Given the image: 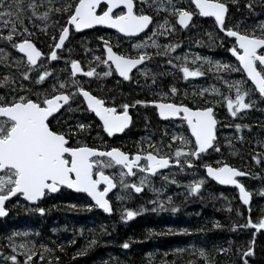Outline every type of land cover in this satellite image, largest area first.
I'll list each match as a JSON object with an SVG mask.
<instances>
[{
	"label": "snow or ice",
	"instance_id": "1",
	"mask_svg": "<svg viewBox=\"0 0 264 264\" xmlns=\"http://www.w3.org/2000/svg\"><path fill=\"white\" fill-rule=\"evenodd\" d=\"M254 2L255 0H248L245 7L252 8ZM227 3L228 0H186V2L139 0V4L134 0H60L59 4H54V0H39V2L38 0H0V41L6 42L22 54L20 57H12V66L17 67L22 81H28L32 85L29 87L25 83H17L16 76L11 74L0 78V88L5 89L0 92V217H4L8 212L5 202L9 198L22 197L29 204H36L46 195L57 193L62 188L86 193L94 202L79 206L71 204L70 208L91 210L96 207L104 213H112L113 208L106 194L110 189L117 187V183L121 189H131L135 193H140L142 186L149 183L148 176L140 175L141 173L160 175L159 170L173 165L181 172L185 171V166L187 169L202 167L206 170L207 177L220 185L235 186L239 192V200L243 205L249 206L250 191L237 178L249 176L250 172L242 171L223 160H217L215 166L207 161L198 163L203 160L206 153L220 151L216 142L218 123L214 110L216 106L226 107L232 117H237L242 110L253 108L257 100L264 102V22L255 27L245 28L243 31L240 30L239 21L231 26L226 24ZM231 3L236 4L238 0H231ZM145 7L152 9L156 15L163 12L165 14L163 20L154 22L153 15L146 12ZM41 8H44V11L41 12ZM51 13L63 18L64 23L53 32L49 51L45 53L37 48L31 39L35 33L30 31L25 21L32 23L34 17L48 21ZM197 15L213 17L219 31L225 33L226 37L234 38L233 46L228 48V51L236 58L238 66L216 61L213 69L208 57L198 55L192 59V67L186 66L189 59L187 55L183 57V61L179 55L175 56L174 60L179 63H174L173 58L167 59L166 63L178 69L185 80L204 75L202 67L204 61L209 63L208 71L240 72L243 74L241 78L230 82L224 80L227 93L213 87L211 91L218 99H203L208 90L201 89L195 93V96L202 98L195 106L183 101L176 102L173 99L178 94L175 86H171L167 92L155 93L153 99L134 102V105H153L160 118L170 120L179 118L182 123H186L185 131L190 133V136L181 132L169 134L165 131L164 136L170 135V141L179 140V144L171 142L165 144L161 140L160 144L149 143L147 148L138 146L136 152H128L122 150L120 146L107 144L103 147L92 146L78 139L90 131L91 124L79 121L68 124L65 119V109L68 112L83 110L94 113L99 120L97 127L102 128L107 136L112 137L113 134L121 133L128 127L131 121L128 109L134 105L124 103L119 105V111L115 105L108 106L103 98L85 89L75 78L77 74L82 73L86 77H107L117 74L124 80H130V73L137 66L151 60L154 55L164 57L178 47L176 43L161 45L155 37L174 34L177 26L181 29L189 26V22ZM56 23L59 21L57 20ZM153 23L155 26L151 27V34H144L143 40L131 43L128 50L121 49L119 44L114 50L108 38L97 37L101 42L98 47H101L102 51L100 55H93L92 60L103 67L99 72L92 66L85 71L80 61L71 59L70 62H65L64 69V71L70 69V78L58 79L54 70L46 63L63 58L57 50H63L65 41L73 29L80 31L103 25L132 40L138 34L144 33V30ZM46 28L47 25L41 31ZM149 48H155L157 51L153 53L146 50ZM85 51L88 52L89 49L85 48ZM8 59V53L0 49V63L7 66ZM197 61H201V66H196ZM21 66L25 70H20ZM139 71L142 75H148L146 68ZM152 83H155V74L152 76ZM157 96L159 98H155ZM78 98H82L80 103L86 106L84 109H81L80 105L75 109L71 108V102ZM250 127L248 124H234L237 133L243 128ZM239 138L243 139V137ZM261 146L264 147V142ZM164 147L169 151H163ZM251 159L256 163L264 162L261 156L256 154H253ZM113 168L119 171L106 173V169ZM126 177H138V182H128ZM163 179L168 180V176L164 175ZM171 182L176 183L175 180ZM203 182V177L190 182L189 195L197 194ZM152 191L159 192L160 189L153 187ZM260 194L264 195V189L260 190ZM126 198L120 195L116 197L118 201ZM148 203L155 205L152 211L164 210L166 207H170L173 213L177 211V208L172 206L171 197H167V204L164 200L148 201ZM17 204H19L18 199ZM34 211L44 214L45 208L36 206ZM139 211H145L143 205H140ZM236 214L242 216L239 208L236 209ZM137 215V211L124 207L120 219L127 221ZM220 226L219 222L212 224L213 228ZM249 227L256 231L264 230V212L255 221L249 216L244 224L231 225L233 230ZM168 231L172 229L169 228ZM178 231L188 233L192 230L179 228ZM196 231H204V229L200 228ZM149 234H152L151 230ZM19 235L21 234L13 232L7 237L6 246L11 249V254L6 257V261H11L12 264H32V258L38 255L39 249H43V252L39 253L40 259L44 258V252L55 251L45 244L39 245V249L36 244L27 241L17 244L14 238ZM255 236L254 231L246 246L237 247L240 264H249L247 257L254 254ZM229 243L231 244V241ZM94 244L96 240L88 241L74 253L73 258L85 255ZM122 247L127 249L129 243L125 241ZM57 248L63 251L61 245L58 244ZM230 250L223 247L216 249L221 253ZM177 251L183 252L184 249ZM195 254H198L204 264H215L205 248L196 249L193 255ZM18 255L22 256L23 260L18 259ZM103 264L108 262L105 261ZM161 264H169V262L162 261ZM186 264H196V260H188Z\"/></svg>",
	"mask_w": 264,
	"mask_h": 264
},
{
	"label": "trees",
	"instance_id": "2",
	"mask_svg": "<svg viewBox=\"0 0 264 264\" xmlns=\"http://www.w3.org/2000/svg\"><path fill=\"white\" fill-rule=\"evenodd\" d=\"M134 2L137 3L136 0ZM247 2L248 0H238V3L233 4L231 0H228L226 24L231 26L239 21L240 30L242 31L245 28L255 26L254 23L256 22L252 19L248 10L245 9ZM250 9H252L254 14L261 15L257 21L264 18V0H255ZM63 23L64 20L60 17L57 29ZM57 29L50 30L44 36L38 33V37L32 36L31 39L42 52L47 53L53 32ZM100 33V29L81 34H75L70 31L63 50L59 52L60 55L62 56L64 50H68L71 47L74 40H78L75 44L77 45L76 47L84 51H78L77 54L72 55V59L80 61L83 69L92 66L93 64L90 61L84 66V58H89V55L94 52L101 54L102 48L98 47L101 42L97 40ZM84 37L87 39H83ZM109 40L115 50L114 43H123L125 41L117 35L115 39L109 38ZM230 41L228 38H223L218 43V57L232 66H237V63L230 57V53L227 50V44ZM84 47L89 49V51L86 52ZM16 57L20 56L16 55ZM46 63L51 66L56 75L67 74V71H64L66 66L62 63V59L54 62L46 61ZM5 73H1L0 78ZM102 80L103 78L99 79V77L94 76L93 79L91 78V80L83 83V86L94 95L103 99L107 98L109 103H112L109 97L113 92H115L116 97L114 99L121 100L120 105L124 103L133 105L137 100L136 96H133L128 82L121 81L115 87L106 86L104 89L106 94H104L100 87V81L102 82ZM17 82L19 81L17 80ZM26 85L32 86L30 82ZM1 89L5 91L3 88H0V91ZM77 105H80L81 109L85 108L80 103L79 98L71 102L70 106L75 109ZM64 111L65 119L71 121V124L77 121L91 124L90 131L84 136L78 137V139L92 146L103 147L107 144L120 146L122 150L131 152L130 150L134 149V147L128 145V143L137 142L142 135L141 128L144 124L135 123L121 136L107 139L105 136V138L103 137L101 128L97 127V121L88 111L74 110L71 113L67 109ZM235 123L245 124L243 121H235ZM233 124L234 122H229V125ZM220 126L221 124H219ZM250 126L251 132L249 133L245 128L239 133L233 130V138H230V140L225 139L226 145L221 142V138L217 134L216 142L220 148L218 155H213V151H210L204 155L203 159L212 161L215 156H218V158H222L225 162L242 171L255 174L258 180L257 187L264 189V162L256 163L251 159V156L256 154L264 160V149L261 146L264 141V117L260 121L251 122ZM95 137L103 138L102 140H96ZM239 137H243V139ZM195 168L204 175L202 167L197 166ZM248 178L252 179L249 175L242 180V184H244L246 189L250 186ZM253 183H256V180ZM204 189H206L205 192L199 191L191 199L181 198L173 202L172 206L177 208L175 213L168 207L165 211L158 213L159 216L157 217L148 212L144 216L135 217L125 223L120 222L121 213L116 207H113L111 216H106L96 207L91 210L79 207L76 209L70 208L69 205L71 204L79 206L92 202L85 195H75L65 189H61L54 195H46L35 206H29L20 197H15L6 205L8 216L0 220V256L11 254V249L6 246L7 237L11 236L13 232H17L21 234L14 238L17 244L27 241L36 244L38 249L39 245L45 244L48 248L55 250L51 253L44 252V258L40 259L39 253L43 252V249H39L38 255L32 258V264H103L105 261L108 264H161L162 261H168L169 264H186V261L192 259L196 260V264H204L198 254L193 255L195 250L201 247L209 252L215 264H240L236 249L237 247L246 246L247 241L252 238V232L255 231L254 254L247 257V259L249 264H264V232L261 230L256 231L250 227L237 228L235 230L231 228L233 223L244 224L249 216H251L253 221L260 216L257 215L258 210L254 207L258 202L257 195H252L251 211L249 212L238 202L235 190L220 188L209 181L204 186ZM219 193L225 194L228 199L226 204H222L221 200H218L217 195ZM260 197L262 198V196ZM17 199L19 204H17ZM53 205L55 207H52ZM36 206L44 207L45 213L41 214L34 211ZM237 208L240 209L242 216H237ZM213 222H219L221 226L213 228ZM169 228L172 231H168ZM179 228H188L192 231L180 233L178 231ZM200 228H203L204 231H196V229ZM150 230L152 234H149ZM91 240H96V244L89 248L85 255L73 258L74 253ZM69 241H75V243H69ZM125 241L129 243L127 249L122 247ZM230 241L231 244L229 243ZM186 243L190 245L183 246ZM58 244L63 247V251L57 248ZM220 247L230 248L231 250L226 253L217 252L216 249ZM178 249H184V251H177ZM57 257L59 260H57ZM18 259L23 260V257L18 255Z\"/></svg>",
	"mask_w": 264,
	"mask_h": 264
},
{
	"label": "flooded vegetation",
	"instance_id": "3",
	"mask_svg": "<svg viewBox=\"0 0 264 264\" xmlns=\"http://www.w3.org/2000/svg\"><path fill=\"white\" fill-rule=\"evenodd\" d=\"M148 13L153 15L152 12L151 13L148 12ZM161 15H163V16H161L162 18H154V16H153L154 22L157 20L162 21L165 14H161ZM158 17H159V15H158ZM152 25H150V27L142 35H140L136 38H133L132 40L125 39V38L119 36L118 34H116L114 32L107 31L103 28H97V29L101 30L100 36H104L105 38H108V39L114 38L115 39V36L117 35L118 37L123 38L125 41H129V42L133 43V42H136L137 40L143 38L144 34H148L150 32ZM94 30H92V31H94ZM223 35L226 36L225 33L219 31L218 26L215 25L214 18H203V17H200L198 15L194 16L192 18L189 26H187L183 29H181L177 26V31L174 34H170L165 39L161 38V41H159L162 44L176 43V44H178V47H177L178 49H174L173 51L169 52L167 56H164V57L153 56L151 58V60L145 61L143 65H141L139 68H137L136 70H134L131 73V75H130L131 79L130 80L119 79L116 74H112L108 78H104L102 81L103 93L106 94L104 91L106 86L115 87V86L119 85L118 83H121V81H124V82L129 83V85L131 87V92H133V96H136L137 100L153 99L155 93L161 92V91L167 92L171 86H175L178 89V94L175 97H173V99L176 102L183 101L189 105L195 106V104L201 102L202 98L195 96V94L190 96L188 93L187 87H186L187 85H190V87H191V85L198 86L200 90L201 89L209 90V92L208 91L205 92V96L203 99H218L216 94L213 93L211 91V89L213 87H216V88H219L222 92L227 93V87L225 86V83H223V81L225 80V78L223 76V72H226V71L222 70L223 72L219 73L220 75H222L221 77L224 80L219 79L218 78V72L215 70L208 71L209 64L206 63L205 65L202 66L204 69V73H205L204 75L197 77V78L185 80L182 78V73H180L178 71V69H174L170 65H168L166 63V60L169 58H173L177 54L179 56L186 54L189 58L194 57L193 54H198L201 57H208L209 59L216 61L217 60V54H218L217 53L218 40ZM227 38L229 40H231L232 42H234V40L230 39L229 37H227ZM0 47H2V46H0ZM11 53L14 55L20 56L16 52V49L12 48ZM230 56H231V52H230ZM182 58L183 57H181V59ZM231 58H232V56H231ZM174 63H179V62L174 60ZM142 68H148L150 70V72L147 76H143V77L140 76L139 69H142ZM214 68L215 67L213 66V69ZM170 70H172V72H174L171 75L169 73ZM153 74H155V83H152ZM241 75H243V74L241 73ZM232 78L233 77L231 76L230 79H232ZM248 83L250 84V82H248ZM140 87L141 88L143 87L144 89L142 88L141 90H139ZM182 87L185 89H183ZM185 91H187V93ZM0 92H2V91H0ZM233 95H234V93H233ZM109 98L111 99L112 102L114 101L113 104L109 103L107 101V98H104L105 103L108 106H113V105L117 106V110L119 111L120 110V108H119L120 102L118 99H114V98H116L115 92H113L112 96H110ZM155 98H159V97L157 96ZM253 99H256V97H253ZM214 110L216 113L217 120L222 119L228 123L229 122H235V121H243L245 124L250 125L251 122H253V121H256V120L260 121L263 119V117H264V102H260L259 100H257V102L253 108H250L248 110H242V113L237 114L238 119H237V117H232L227 112L226 107L216 106ZM128 111H129V115L131 117V124H130L129 128L132 125H134L135 123L144 124V126L141 128V132H142L141 134L142 135L140 137L143 136L146 139V140H143L141 145H139L138 141L135 143H132V142L128 143V145L134 147V149L130 150L131 152L138 151V145L143 146L144 148H147V146L145 147V145L152 143V142H155L156 144H160V143H158L159 139L165 140V139L170 137V135L167 137L164 136V132L167 131L169 134L173 133L174 130L176 129L175 126L178 124H181L184 134H186L187 136H190L189 133H187L185 131L187 128L186 124L182 123L179 120V118L162 122L159 119L158 113H157V111L153 105H138V104H136L134 106H131L128 109ZM239 116H242V117L239 119ZM67 123L71 124L72 122L68 120ZM146 126H147V128H146ZM250 128H245L248 130V133L251 132ZM101 130H102V128H101ZM216 133H217V127H216ZM102 135H103V137L105 136L107 139H112L113 137L121 136V135H119V136L107 137L105 135V133L103 132V130H102ZM102 138H101V140H102ZM135 146H137V147H135ZM162 150L166 151L167 148L164 147ZM173 151H174V149H173ZM172 168H177V167L174 165L170 166L169 168H167L166 171L161 172V173H166L167 171H169ZM157 176L158 175H153V176H149V177L151 179H158ZM246 177H248V176H246ZM126 181L135 182L133 177H126ZM142 189H143V192L140 195H136L131 189H121L119 187V184L117 183V187H115L114 191L108 195L107 199H109V202H110V205L112 206V208L113 207H116L118 209H120V208L123 209L124 207H130L131 208L132 206L135 205V202H132L133 198H134V200L135 199L138 200V199H141L142 197L145 196V189L143 187H142ZM119 193H121V194H119ZM117 195H120L122 197H127V198L124 200L118 201L116 199ZM121 212H122V210H121ZM135 217H133L129 220H132ZM129 220H127V221H129ZM127 221H123L120 219L121 223H125Z\"/></svg>",
	"mask_w": 264,
	"mask_h": 264
},
{
	"label": "rangeland",
	"instance_id": "4",
	"mask_svg": "<svg viewBox=\"0 0 264 264\" xmlns=\"http://www.w3.org/2000/svg\"><path fill=\"white\" fill-rule=\"evenodd\" d=\"M136 1H137L136 4H139V0H136ZM38 2H39V0H38ZM149 2H151V0H149ZM182 2H186V0H182ZM59 3H60V0H54V4H59ZM245 9L248 10V13L251 14L252 19L256 22V23H254L255 26L258 25L261 22H264V18H261L260 20L257 21L258 17L261 16V15L254 14L253 11H252V9H250V8L245 7ZM40 11L41 12L44 11V8H41ZM145 11H148L150 13L152 12L154 18H162L161 16H163V15H161V14H164L163 12H161L159 14V17H158V15H156V13L152 9H149L147 7H145ZM57 20L59 21L60 20V17L56 13H51L50 16H49V20L48 21H42V20L37 19V18L34 17L32 23H28L27 21H25V23L28 26V28L30 29V31L33 32V33H35L34 36H37L38 37V33L40 35L44 36V35L48 34L50 30L53 31V30L57 29V26L59 25V23H56ZM36 25H39V27H36ZM45 25H47V28L44 31H41V29L44 28ZM153 26H155V23L152 25V27ZM158 31H159V29H158ZM148 34L150 35L151 34V31ZM143 38H141L139 40H143ZM161 38L162 39H165L166 37H164V36L155 37V39L158 41V43H160L161 45H163L161 42H159V41H161ZM223 38H227V37L225 35L221 36L219 38V40H218V43L221 42V40ZM83 39H87V38L84 37ZM139 40H137L136 42H138ZM77 41L74 40V43L71 44V47L68 50H64V53L62 54V57H63L62 58V63L65 66H66V63L65 62L66 61H69L70 62V60L72 59V55L74 56L80 50H81V52L84 51L83 49H79L78 47H76L77 45H75V44L77 43ZM82 41H84V40H82ZM131 43L132 42L124 41L123 43H114V45L116 46L117 44H119V46L121 47V49H127L128 50L130 48V46H131ZM133 43H135V42H133ZM0 46H2V47H0V49H3L4 52L5 53H8V55H9L8 65L7 66L5 64H3V63H0V72L2 74L6 72L1 78H3L5 75L11 74L13 76H16L17 80L19 81L17 83H25V84L29 83L28 81H22L20 79V77H19V73L16 72V70H18L17 67H13L12 66V64H13L12 57H16V55H14V54L11 53L12 47L9 44H7L6 42H4V41H0ZM232 46H233V42L232 41L228 42L227 47L230 48ZM228 48H227V50H228ZM176 49H178V48H176ZM146 50L151 51L153 53H155L157 51V49H155V48H149V49H146ZM93 55H99V54H98V52H94V53H91L89 55V58H84V61H85L84 66L86 65V63L88 61H90V63L93 64L92 67H95L99 71L103 70V67L102 66L97 65L96 62L92 60V56ZM185 55L186 54L181 55L180 57H184ZM197 55L198 54H193L194 57L197 56ZM157 57H160V56H157ZM174 57H173V60H174ZM194 57H191V58L188 59L186 66H189V67H192L193 66L192 63H191V61H192V59ZM181 61H183V58L181 59ZM208 61H211L212 62V66H214V67H215V62L216 61H220L221 63H226L224 60H222L221 58L218 57V54H217V60L216 61L215 60H211L209 58H208ZM208 61H204L203 64H202V66L205 65L206 63H208ZM227 64H229V63H227ZM196 66H201V61H197V65ZM88 68L89 67H86L84 70L86 71V70H88ZM146 69L148 70V74H149L150 70L148 68H146ZM20 70H25V69L23 68V66H21ZM69 72H70V69L67 71V74H64V75H56L55 74V77L58 78V79L70 78L69 77ZM221 72H223V71L221 70V71L218 72V77H221L222 76V75L219 74ZM169 73L171 75L174 72H172V70H170ZM139 74L142 77L145 76V75H142L141 72ZM223 76H224L225 80H227V81L230 82L232 80H239L242 75H241L240 72H223ZM231 76L233 77L232 79H230ZM108 77L109 76H107V77H99V79H101V78L104 79V78H108ZM75 78L78 79L82 84L83 83H86L89 80H91V78L93 79V77L83 76L82 73H80ZM195 78H197V77H195ZM188 79H193V78L190 77ZM188 79H186V80H188ZM49 83H51V81H49ZM223 83H224V81H223ZM225 86H226V84H225ZM45 87H47V85H45ZM100 87L103 90V83L101 81H100ZM186 87H187V90H188V93H189L190 96H192L193 94L199 92V90H200L198 86L191 85V87H190V85H187ZM142 88L140 87L139 90H141ZM183 89H185V88H183ZM1 91H2V89H1ZM185 92L187 93V91H185ZM208 92H209V90H208ZM111 96H112V94H111ZM120 101L121 100H119V102ZM71 107H72V109H74L73 106H71ZM69 113H71V112H69ZM241 117L242 116H239V119ZM237 119H238V117H237ZM219 124H221L220 127H219ZM234 124H235V122H234ZM234 124L233 125H229L228 122H226V121H224L222 119H218L217 133H216V135L218 134V136L221 138V142H223L224 145H226V140L225 139H227V140L229 139L230 140V138H233L232 131L233 130L236 131V129L234 128ZM175 128L176 129L174 130V132H181V133L184 134V132L182 130L181 124L176 125ZM184 135H186V134H184ZM95 139L96 140H101V137H95ZM143 140H146V139L143 136L140 137V139L138 140L139 145H141V143L143 142ZM161 140H163V139H159L158 140V143H160ZM163 141H164L165 144H167L169 142L174 143V144H177V145L179 144V140L172 142V141H170V137L167 138V139H165V140H163ZM147 145H145V147ZM262 148L264 149V147H262ZM163 151H165V150H163ZM168 151H169V149L167 148V150L165 152H168ZM212 153H213V155H218V152H216V151H213ZM217 160H223V159L222 158H218V156H215L214 159H212V161H210L209 159L208 160H204L203 159L200 162L203 163V162L207 161V162H212V164H215V162ZM115 169L114 168L113 169H106L105 171L108 174H112V173H114L116 171H119L117 168H115ZM140 175H147V174L141 173ZM164 175H167L168 176V180H164L163 179V176ZM255 176H256L255 174L254 175L251 174L250 177H252V179L248 178V181H249V184H250L248 190L252 193V195L253 194L254 195H257L258 202H257V204L254 207H255V209L258 210L257 215H261L262 212H264V195H261L260 194L261 188L257 187L258 186L257 185V181L258 180L256 179ZM157 177H158V179H151L148 176L149 183L146 184V185H144V186H142L145 189V196L142 197L141 199H138V200L137 199L134 200V198H133V201L132 202H135V205L132 206L131 208L134 211H137L138 212V215L136 217L144 216L148 212L150 214L154 215L155 217H157V216H159L158 213L165 211L168 207H166L164 210L152 211L151 209L155 205L148 203V201L164 200L165 204H167V197H171L172 198V204H173V202H175L176 200H179L181 198L182 199H185V198L191 199V197L193 195H197V194L189 195V192H188V184L190 182H193L195 180L201 179V177H203L204 178V182L202 183L201 189H199L198 192L199 191L205 192L206 189H204V186L208 182V180L205 178V176L202 175L200 173V171H198V169H196L195 167L194 168H191V169H187V166H185V171H183V172L179 171L178 168H172L169 171H167L166 173H161ZM133 178H134L135 182H138V177H133ZM254 179L256 180V183H253V181L255 182ZM172 180H175L176 183H172L171 182ZM153 187L160 189V191L159 192H153L152 191V188ZM119 194H121V193H119ZM217 196H218V200H221V203L222 204H226L228 202V199L225 197V194L219 193V195H217ZM260 196H262V198ZM140 205H143L144 206L145 211H143V212H140L139 211ZM117 210L121 212V210H123V209L120 208V209H117ZM187 245H190V244L189 243H186L183 246H187ZM6 257L7 256H0V264H12V262L6 261Z\"/></svg>",
	"mask_w": 264,
	"mask_h": 264
},
{
	"label": "water",
	"instance_id": "5",
	"mask_svg": "<svg viewBox=\"0 0 264 264\" xmlns=\"http://www.w3.org/2000/svg\"><path fill=\"white\" fill-rule=\"evenodd\" d=\"M203 18H213V17H203ZM191 22V21H190ZM190 22H189V24H190ZM179 27V26H178ZM97 28H103V29H105V30H107V31H110V32H114V33H116V34H118L119 36H121V37H123V38H125V39H127L126 37H124L123 36V34H119V33H117L116 32V30H114V29H111V28H109V27H107V26H103V25H96V26H93L92 28H90V29H82V30H80V31H76V30H71V31H73L75 34H81V33H84V32H89V31H92V30H94V29H97ZM147 29H145L144 30V32L146 31ZM143 34V33H142ZM142 34H138V36H140V35H142ZM137 36V37H138ZM69 38V37H68ZM134 38H136V37H134ZM230 39H232V40H234V38H230ZM68 40V39H67ZM66 40V41H67ZM66 41H65V43H66ZM38 48V47H37ZM58 52L59 51H61V50H57ZM16 52L20 55V56H22V54H20L17 50H16ZM231 56H232V54H231ZM232 58L235 60V62H237V64H238V61L236 60V58L234 57V56H232ZM55 60H53V61H50V62H54ZM140 66H137V68H139ZM136 68V69H137ZM136 69H133L132 70V72L134 71V70H136ZM131 72V73H132ZM131 73H130V75H131ZM80 73H78L77 74V76L79 75ZM117 75V74H116ZM117 77L119 78V79H123L122 77H119L118 75H117ZM124 80V79H123ZM250 82V81H249ZM80 99H82V98H80ZM85 106V105H84ZM86 107V106H85ZM90 112V111H89ZM92 115H93V117L95 118V120L99 123V120H98V118L97 117H95V114L94 113H92V112H90ZM158 113V112H157ZM159 116V115H158ZM159 119L162 121V122H165V121H169L170 119H163V118H160L159 117ZM175 119H177V118H175ZM130 124H131V121H130V123H129V125H128V127L123 131V132H125L128 128H129V126H130ZM186 124V123H185ZM187 126V125H186ZM123 132H121V133H115V134H113V136H119V135H121ZM105 135L107 136V134L105 133ZM189 135H190V133H189ZM107 137H109V136H107ZM167 170V168L166 169H161V170H159V172L161 173V172H164V171H166ZM203 171H204V175H205V178L208 180V181H210V182H212L213 184H215L216 186H218V187H220V188H226V189H233V190H235L236 191V194H237V200H238V202L240 203V205L241 206H243L247 211L249 210V206L251 205V202H252V195H250V202H249V206H245V205H243L242 204V202L239 200V192H238V189H236V187L235 186H232V185H220L217 181H214L213 179H211L210 177H207V175H206V170L205 169H203ZM148 176H153V174H147ZM246 176H242V177H238L237 179H239V181L241 182V180L242 179H244ZM242 183V182H241ZM102 187V186H101ZM62 189H66V190H68V191H70L71 193H73V194H75V195H85L90 201H91V198L90 197H88L87 196V194L86 193H82V192H77V191H75V190H71V189H67V188H62ZM114 189L115 188H113V189H110V191H109V193H107L106 194V198L108 197V195L109 194H111L113 191H114ZM133 191V190H132ZM59 192V191H58ZM57 192V193H58ZM134 192V191H133ZM143 192V189H142V191L140 192V193H135L136 195H140L141 193ZM54 194H56V193H51V195H54ZM250 194H251V192H250ZM15 197H13V198H9V200L8 201H6L5 202V206L7 205V204H9L13 199H14ZM21 198V200H23V198L22 197H20ZM43 200V198L40 200V201H42ZM25 203H27L29 206H35V205H37L38 204V202H40V201H38L36 204H29V202H27V201H25V200H23ZM92 202V201H91ZM92 203H94V202H92ZM97 209H99V208H97ZM100 211H102L103 212V210H101V209H99ZM104 213V212H103ZM106 216H111L112 215V213H104ZM8 216V212H7V214L4 216V217H0V220H3V219H5L6 217ZM260 231V230H259ZM261 231H263L264 232V230H261Z\"/></svg>",
	"mask_w": 264,
	"mask_h": 264
}]
</instances>
